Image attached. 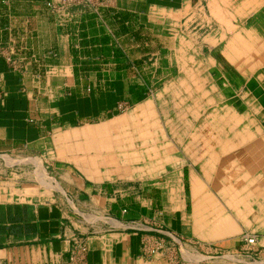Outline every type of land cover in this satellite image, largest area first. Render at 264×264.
<instances>
[{
	"label": "crops",
	"instance_id": "0c3cea01",
	"mask_svg": "<svg viewBox=\"0 0 264 264\" xmlns=\"http://www.w3.org/2000/svg\"><path fill=\"white\" fill-rule=\"evenodd\" d=\"M46 1L0 0V264H67L75 243L84 264H264V0H100L66 14ZM177 23L195 49L182 76ZM179 78L231 132L201 140L209 171L227 152L236 173L247 168L238 181L248 186L228 174L220 187L237 216L247 204L240 232L193 171L167 187L144 182L172 161L155 102ZM2 157H38L42 168L21 175ZM235 188L246 192L237 203ZM146 241L162 250L142 254Z\"/></svg>",
	"mask_w": 264,
	"mask_h": 264
},
{
	"label": "rangeland",
	"instance_id": "374dc122",
	"mask_svg": "<svg viewBox=\"0 0 264 264\" xmlns=\"http://www.w3.org/2000/svg\"><path fill=\"white\" fill-rule=\"evenodd\" d=\"M223 1L225 0H222V2ZM172 34L174 35L173 52H175V56L178 58L177 59L178 62L175 59L176 61L175 70L178 71L179 76H182V73L180 71L183 72V68H182L184 66L183 63L186 64L187 60L185 59L188 56L190 55L194 56L193 53L195 52V49L184 47L182 45L184 43L182 40L184 36H183V28L181 24L179 23L176 24V26L172 30ZM193 60L196 61L198 59L193 58ZM188 65L190 66V70L192 71V73L194 72V75H196L195 79L198 82L197 75H199V71H202V68L198 69V61L192 62L191 60V62L188 63ZM186 68L188 69V66L185 67L184 69ZM181 79L179 78L178 80H176L178 81V84L175 81L177 85L174 82L172 83L169 82V84L165 83L163 90L160 91L157 101L155 102L156 109H157L156 112L158 114V121L161 124L164 123L163 125L164 130H165L164 131L165 133L163 135L164 139L168 143H171L173 146V150H171V152H169L167 155L165 154L162 160H165V159L168 160V158H170L172 160L170 161L171 163H173V161H176L177 164L175 165V167H172L171 163H166V165H163L161 169L159 170L156 169L155 173L152 176H148V177L144 176L143 179L146 180L144 182H148L149 184H155L158 186L161 185V186L167 187L168 182H172L173 180L170 174L172 176L175 173L180 174V171L183 170L184 172H186L187 169H189L190 171H193L196 176L198 175L197 177H199L206 183L208 190L207 189L204 190L205 193L212 196V198L214 197L217 203L223 206L224 215L231 216L232 219H234L233 224L239 229V232H240L241 228L239 227H241L243 224L241 221H237V218L238 217L245 218L247 204L239 207V210L240 211L242 210L243 214L237 216L238 214H235V212L233 213V210L230 209V206L227 205L226 203L228 200L227 198L228 196L226 195L227 193H224L223 191H221L220 187H221L223 180L224 182L228 181V177H229L228 174L232 175V183L236 185V188L238 187L242 188V187L248 186L247 180L246 182L244 181V183H242V181H238L239 179H242V177L245 175V174L243 175L242 171L246 173L247 168L243 167L239 169V171L241 172L240 174L236 173L237 168H234V166L238 165L236 163L238 159L233 160L234 161L233 162L232 159L229 158L230 157L229 152H227L225 156L221 158H219L221 155L216 156L214 160L215 163H213L214 164L213 170L209 171V168L206 167V164L211 161L209 156L210 155L214 156V154H211L210 152H208L209 149H207L208 144L214 145L213 143L209 142L210 140H213L212 137L211 138L209 137V135L223 134L225 135L223 139L227 140L229 139V135L231 134V132L229 133V131L227 130V127L224 126V124H228V123H225L226 121H223L221 124V122L219 121L220 116L218 117L219 112L214 111L211 105H209L208 103L206 105L204 104L199 105L198 97H197L198 96L197 90L199 88L196 89L194 88V85H192V87H189L191 90V93L189 94L188 92H185L183 88L184 86L181 85L182 83ZM197 82H196V85H197ZM205 106H207L208 108L206 112L202 110V107H205ZM150 124L147 123V126H144V130L149 129ZM190 130H194L196 136L194 135L192 137V135H190L189 133ZM173 134H177L176 137H174ZM199 134L206 135L207 137L202 136L201 139H199L198 137ZM183 140H185V143H183ZM201 140H207L208 144L203 141L201 142ZM160 144L162 146L163 142H160ZM197 148L198 149L200 148L202 151L200 152H198L197 150L195 151L194 149H197ZM2 159H5L7 165L12 166L14 169H17L16 171H18L21 175L23 174V172L24 174L30 173L34 168V170L32 171V174L36 176L38 169L41 170L42 168V161L38 157L27 158V159L20 157V159H13V160L7 157H2ZM1 161H4V160H0V162ZM15 163H18V164L13 166V164ZM21 163H28L29 165H23ZM1 164L2 162L0 163V165ZM230 164L231 166H229ZM39 165L41 167H39ZM46 172H48V170H46ZM206 174L209 177V179H207ZM47 176L49 179L53 180V184L54 186H56L55 179H53L49 174H47ZM40 177L41 175L37 177L39 181L41 180ZM251 177H252V174H251ZM216 178L220 180V182L215 183ZM35 181L39 184L36 178L35 180L32 176L31 178H29V182L31 184L36 183ZM236 188L234 191L235 192L234 200H233L234 203H237L240 201V198L237 201L236 199L237 196L240 197V195H243L244 193H246V192L243 193V191H238ZM258 193L261 194L262 191ZM185 195H188V193H186ZM187 197L190 198V196H187ZM237 208L238 207H235L236 211H238ZM199 209L200 211H203V214L199 215L200 218L201 219L206 218L208 214L204 209V205L201 204V207H199ZM244 225L246 226V223ZM211 228L212 226L208 225L206 228L207 229L206 233H208L209 229ZM227 239H230V238L228 237ZM212 240L214 239L208 238L205 243H211L213 242Z\"/></svg>",
	"mask_w": 264,
	"mask_h": 264
},
{
	"label": "built area",
	"instance_id": "2783aa9c",
	"mask_svg": "<svg viewBox=\"0 0 264 264\" xmlns=\"http://www.w3.org/2000/svg\"><path fill=\"white\" fill-rule=\"evenodd\" d=\"M100 4V0H48L44 2L45 8L52 11L55 14H66L69 8L71 7H79L85 6L92 8H96ZM5 60L13 65V68H16V64L10 61L9 55H5ZM244 243L246 246H251L254 244L255 240L253 237H244ZM162 250L161 242L153 241L144 242L142 246V254L147 256H152L154 253L160 252ZM86 252V248L81 243H75L70 251V256L67 264H84V253ZM231 259V256H230Z\"/></svg>",
	"mask_w": 264,
	"mask_h": 264
}]
</instances>
